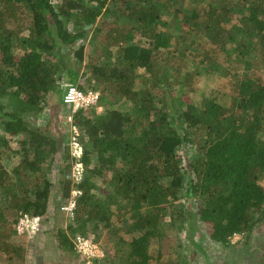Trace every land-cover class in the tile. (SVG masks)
I'll return each mask as SVG.
<instances>
[{"label":"trees","instance_id":"1","mask_svg":"<svg viewBox=\"0 0 264 264\" xmlns=\"http://www.w3.org/2000/svg\"><path fill=\"white\" fill-rule=\"evenodd\" d=\"M165 15L180 30L172 49L159 30ZM225 63L230 104L194 101L198 67L219 73ZM64 75L99 93L105 113L54 101ZM59 107L80 133L78 160L54 113L39 120ZM53 190L60 208L82 193L72 237L114 217L127 227L112 264H177L171 255L185 258L186 248L168 230L193 233L198 223L201 244L234 250V264L257 247L264 264V0H0V251L9 264L25 261L20 219L52 217ZM173 209L188 220L167 222Z\"/></svg>","mask_w":264,"mask_h":264},{"label":"rangeland","instance_id":"2","mask_svg":"<svg viewBox=\"0 0 264 264\" xmlns=\"http://www.w3.org/2000/svg\"><path fill=\"white\" fill-rule=\"evenodd\" d=\"M165 22L167 23H160L159 24V30L162 33L167 34L168 37H170V48L172 49L174 47V37L180 32L179 27L177 26V24L171 22V18L168 17L167 15H165V17L163 18ZM100 20V19H99ZM71 26V25H70ZM201 49V48H200ZM86 51V50H85ZM226 69V72H223L225 69L223 68V70H221V72L217 73V72H213V73H208L206 70L207 68L204 67L203 65H200L198 67V73L195 75V81H194V87L196 88V93H195V97H194V101H198L200 98H204V97H214L217 98V101L224 104V105H229L230 103V95L232 94V91L229 87V83L234 79L235 76H233L232 71L233 67H229L231 66L229 63H225L223 64ZM188 67L189 68H193L195 67L194 64H192V62H188ZM232 71H230V70ZM184 70V69H183ZM240 71V70H239ZM242 72V71H241ZM139 74L140 75H144L145 74V70H139ZM226 76H225V75ZM67 76L64 75L63 76V80H67ZM62 80V81H63ZM106 99H110L109 97L105 96ZM54 101H58L59 102V96L54 99ZM122 107V111L126 112L125 107L122 105V103H118L116 105V108ZM70 109L71 106H66ZM62 107H59L58 111H55V109L53 108H48L45 111L42 112V119L40 118L39 120H42V123L47 124L48 122H50L52 120V113H54L53 115H55V118L52 120L54 121V126H55V131L57 133H60V135H64L66 138V141H68V143H73L75 141H77L78 137H80V133L77 131L78 135L76 134L75 130L73 129V125H72V121L73 119H70V111L69 109H67L63 114L61 115H56L57 112L60 111ZM96 111L98 114H104L106 108L105 107H95ZM113 107H110L108 109H111ZM73 110V109H72ZM45 117V122L43 121ZM44 124V125H45ZM76 139V140H75ZM12 145L14 147L17 146V142L16 140H11ZM77 143L80 145V143L77 141ZM72 146H71V151H72ZM81 146V145H80ZM82 147V146H81ZM73 153V151H72ZM76 157V156H75ZM187 159V158H185ZM182 162V166L185 168V161L181 160ZM3 162L8 165V156L5 157V159H3ZM105 183H103L100 180V184L99 187L103 190L105 189ZM103 195V194H102ZM56 197L57 200H56ZM51 200L53 201V203L50 205L51 209L53 208L54 213L53 216L50 217L49 219H56L59 220L60 223L62 225H72V223L75 221V219H69L68 216L62 212L61 208H60V204L63 202V200H60V196L57 194L56 190H53L51 193ZM197 209L196 207L194 208L193 212H196ZM187 211H180V209L178 210H169L168 212V216L166 217L167 222H170L171 219H175V218H183V219H187ZM180 218V219H181ZM22 219H20L21 221ZM30 222L27 223V227H24V230H22V232L18 231V225L16 226V230H17V234H18V241L19 243H22L24 251H25V255H26V251L28 249V246H30V243L32 241H35L36 243V237L34 235L35 233V227L33 226L32 219H29ZM19 221V222H20ZM113 225H111L112 227L110 228H106L103 225H100L98 228H95L93 225L89 226V231L85 232L84 236H87L91 239L94 240L95 244L97 245V247L100 249V253H101V260L100 261H96L95 264H112L113 262V255L115 253V250L121 247H125V245L122 243V241H120V239H123L124 242L129 241V239L131 238V235H128L125 233V230L127 231V227L124 228V224L121 221H118L117 217L113 218ZM38 222V221H37ZM52 222V221H51ZM50 222V223H51ZM19 224V223H18ZM197 231L193 232V233H187L186 231L184 232H175L171 229H169L168 231H171V237L169 239L174 238V240L176 241L177 244H182L183 243V250H185L184 253V257L185 259L188 261V264H205L208 261V258L206 255H201L200 256V252L197 249V246L200 244V241L202 240L201 234H203V230L201 229V226L199 225V223L197 224ZM15 228V226H14ZM195 233V234H194ZM192 237L194 244L193 246H191L189 243L192 244V242H189L187 240V237ZM73 238V237H72ZM35 239V240H34ZM206 239V237H205ZM236 239V238H235ZM239 239H236V241H238ZM168 242L165 241L163 245H166ZM207 243H210L207 241ZM170 245V244H169ZM215 247H212V252L213 255L215 254V259L218 262H221L223 264H229V263H235L234 259L236 257V255L234 254L233 256H230V252L229 249L220 247L218 245H215ZM193 247V248H192ZM258 249V248H256ZM251 249H249L248 251H250ZM151 253L155 256L157 253V246H152L151 248ZM180 251V250H177ZM211 251V247L209 248V252ZM254 251V250H253ZM253 251L251 252V254L253 253ZM79 256V255H78ZM81 259H83L81 256H79ZM234 258V259H231ZM106 259V260H105ZM231 261H228V260ZM245 259V258H244ZM243 259V260H244ZM105 260V263H104ZM103 261V262H102ZM164 264L165 260L164 258L160 259V260H156L153 259L152 264ZM0 264H8V256L6 254H4L3 252L0 251ZM167 264V263H166ZM239 264H244L243 262H240Z\"/></svg>","mask_w":264,"mask_h":264},{"label":"crops","instance_id":"3","mask_svg":"<svg viewBox=\"0 0 264 264\" xmlns=\"http://www.w3.org/2000/svg\"><path fill=\"white\" fill-rule=\"evenodd\" d=\"M59 102L62 104V99H59ZM69 118L72 119L71 114ZM73 129L77 131L76 128ZM32 224L36 228L34 233L36 234L34 235L36 237V243L35 241H32L30 246H28L24 257V263L15 262L13 264H88L87 261L84 258L81 259L79 257L80 255L78 256L75 251V237L72 238V235H70L68 228L69 225H62L59 220L49 218L42 220L35 219ZM208 242L210 243H207L206 241V243L204 242L205 244H201L200 242L197 249L202 255H206L208 259H211L213 263H216L217 260L215 259V254L213 255L212 252V247H215L214 243L211 241ZM210 247L211 251L209 252ZM256 248H252L248 251L247 256L249 257H246L245 260H242L241 262L244 264L260 263L259 259L261 257V250ZM252 251L253 257L251 254ZM229 252L231 254L230 256L234 255V250H229ZM235 259H237V256ZM171 261H175L177 264H188V261L185 258L177 259L174 255H171ZM220 263L221 262H218L217 264ZM229 264L233 263L231 262Z\"/></svg>","mask_w":264,"mask_h":264},{"label":"built area","instance_id":"4","mask_svg":"<svg viewBox=\"0 0 264 264\" xmlns=\"http://www.w3.org/2000/svg\"><path fill=\"white\" fill-rule=\"evenodd\" d=\"M99 93L97 92H84L78 88V86L70 84L67 86L64 94L62 96V104L64 106H71L73 112H76L80 109H89L91 107H95L99 101ZM75 130V129H74ZM78 135L77 131L75 130ZM76 140V139H75ZM73 155L78 159L82 154V147L75 141L72 146ZM82 172V165L77 163L74 169L75 178H79ZM81 191L73 190L71 193V197L68 203L61 208L62 212H64L69 219L75 218V210L77 206V199L81 196ZM27 219H22L18 224V231L22 232L24 227H27ZM240 239L239 236L234 237L233 243H235L236 239ZM75 251L78 255L84 258L88 264H95L96 261H100L101 253L100 249L95 244L94 240L84 236L77 235L74 238Z\"/></svg>","mask_w":264,"mask_h":264},{"label":"water","instance_id":"5","mask_svg":"<svg viewBox=\"0 0 264 264\" xmlns=\"http://www.w3.org/2000/svg\"><path fill=\"white\" fill-rule=\"evenodd\" d=\"M61 85H62V89H63V93H62V96H63L64 91L66 90L67 86L70 85V83L68 82V79H67V80H63Z\"/></svg>","mask_w":264,"mask_h":264},{"label":"clouds","instance_id":"6","mask_svg":"<svg viewBox=\"0 0 264 264\" xmlns=\"http://www.w3.org/2000/svg\"><path fill=\"white\" fill-rule=\"evenodd\" d=\"M76 207H77V206H76ZM75 218H76V210H75ZM75 218H74V219H75ZM77 255H78V254H77Z\"/></svg>","mask_w":264,"mask_h":264}]
</instances>
